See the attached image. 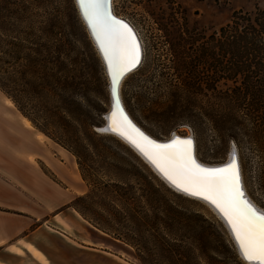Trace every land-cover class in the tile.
<instances>
[{"label": "rangeland", "instance_id": "1", "mask_svg": "<svg viewBox=\"0 0 264 264\" xmlns=\"http://www.w3.org/2000/svg\"><path fill=\"white\" fill-rule=\"evenodd\" d=\"M6 5L9 11L3 10L0 52L47 53L52 59L51 69L70 77L63 87L54 83L53 88L39 86V94L33 95L27 93L29 85L21 82L26 88L22 104L30 117L0 89L1 112L11 120L10 129L7 127L10 141L0 145L7 160L21 156L20 149L39 148L45 157L37 165L59 185L70 188L74 198L68 206L83 219L76 218L110 238L115 237L99 229L97 221L109 222L121 233L127 227L114 219L110 206L113 203L122 210L124 203L111 202L114 198L104 184L120 182L128 189L133 186L138 199L132 205L140 206V215L150 216L148 194L153 181L169 203L183 212L184 232L197 227L198 233L205 225L221 235L240 264H250L241 257L227 227L210 207L170 187L128 144L100 128L110 108L109 81L75 0H8ZM113 5L118 15L135 25L143 42L141 64L130 72L121 89L135 121L156 138H169L174 133L191 136L195 154L203 163L226 162L235 149L246 193L264 208L262 107L253 109L255 104L248 96L245 127L235 128L238 135L229 136L217 130L205 111L228 106L220 94L230 91L232 82L222 81L215 89L197 84V34L218 31L237 10L264 9V0H113ZM6 58L9 62L3 67L9 72L27 67L25 59L15 63L9 55ZM7 98L11 105L6 104ZM0 119L6 125L1 115ZM74 151L83 154L82 165ZM47 159L53 167L47 165ZM82 167L96 178V183L85 179ZM89 193V201L78 203L86 219L71 203ZM134 235L139 237L136 230ZM117 242L112 249L123 254L124 260L89 250L90 264H144L137 255V250L142 252L141 245L120 239ZM207 262L212 264L210 259H203L204 264Z\"/></svg>", "mask_w": 264, "mask_h": 264}, {"label": "trees", "instance_id": "2", "mask_svg": "<svg viewBox=\"0 0 264 264\" xmlns=\"http://www.w3.org/2000/svg\"><path fill=\"white\" fill-rule=\"evenodd\" d=\"M7 2L8 0H0V40L5 25L4 11H9ZM17 44L21 47V44ZM197 52V84L204 83L211 89H215L222 81L233 84L230 91L220 94V98L226 100L227 107H211L205 111L217 130L226 132L229 136L238 135L234 129L242 130L245 127L248 96L255 104L253 109L256 106L262 107V118L264 117V9L256 7L250 11L237 10L218 31L197 34ZM7 55L15 63L25 59L27 67H17L9 72L3 67L8 61ZM51 61L50 55L44 52H0V89L26 115L28 114L22 104L26 88L22 83L29 85L27 93L33 95L39 94V86L53 88L54 83L63 87L70 80L69 74L63 77L58 72L55 73L49 66ZM74 153L82 165L83 154L76 151ZM133 174L138 176L136 172ZM83 176L96 183V178L90 176L84 168ZM104 188L112 193L114 199L111 202L124 203L122 210L116 204L112 203L110 206L114 209V219L123 227L126 226L127 231L121 233L113 224L107 222L106 225L101 220L95 225L128 244L141 245L142 252L137 250V255L144 264H167L168 261L170 264H204L203 259H210L212 264H240L221 235L211 228L201 225L197 233V227L190 226L189 232H184L183 212L169 203L153 181L148 194L150 216L147 213L140 215V206L136 208L132 205L138 199L133 186L128 189L122 183L114 182L104 184ZM91 194L76 197L71 203L86 219L87 215L78 203L89 201ZM104 221L107 220L104 218ZM134 230L139 237L134 235ZM168 234L172 237L169 238Z\"/></svg>", "mask_w": 264, "mask_h": 264}, {"label": "crops", "instance_id": "3", "mask_svg": "<svg viewBox=\"0 0 264 264\" xmlns=\"http://www.w3.org/2000/svg\"><path fill=\"white\" fill-rule=\"evenodd\" d=\"M10 103L7 98L6 104ZM6 114L0 107L6 121L4 125L0 119V145L10 141L7 127L11 120ZM22 118L33 128L27 117ZM18 152L21 156L9 161L0 151V264H90L89 250L124 260L123 254L112 249L119 239L76 218L82 217L68 206L74 198L70 188L59 185L37 165L45 154L39 148Z\"/></svg>", "mask_w": 264, "mask_h": 264}, {"label": "snow or ice", "instance_id": "4", "mask_svg": "<svg viewBox=\"0 0 264 264\" xmlns=\"http://www.w3.org/2000/svg\"><path fill=\"white\" fill-rule=\"evenodd\" d=\"M77 3L107 59L116 103L112 113L114 124L119 117L120 125L126 126L130 122L120 109L117 89L120 77L140 62L139 44L132 29L105 9L104 0H77ZM119 130L118 127H113V131ZM139 136L159 150L157 155L167 162V170L159 163L157 167H161V171L170 180L176 183L174 177L179 178L181 183L178 186H191L193 195L209 200L227 218L243 259L264 264V211H259L245 195L235 155L222 166L205 167L196 162L193 140L190 137L176 138L167 144H155L142 133ZM132 142L137 143L135 140ZM137 146L140 147L139 144ZM185 190L188 191L189 188Z\"/></svg>", "mask_w": 264, "mask_h": 264}, {"label": "bare ground", "instance_id": "5", "mask_svg": "<svg viewBox=\"0 0 264 264\" xmlns=\"http://www.w3.org/2000/svg\"><path fill=\"white\" fill-rule=\"evenodd\" d=\"M76 2V5H77V9L79 11V14L83 20V23L89 33V36L93 42V44L95 45V47L97 48L98 50V53L102 59V62L104 64V67H105V62H106V66L108 68V63H107V59L105 57V54H104V50L101 48L100 46V42L97 40V37H96V34L95 32L93 31L91 25L88 23V21L86 20V18L83 16V13H82V10L81 8L79 7L78 3H77V0H75ZM112 0H104V7L106 10L110 11L111 15L117 19V20H120V21H124L126 20V18H123L122 16L118 15L114 10H113V4H112ZM133 31V30H132ZM137 40V39H136ZM141 44V43H140ZM139 49H140V46H139ZM141 51V50H140ZM140 55H141V52H140ZM143 56V55H142ZM141 59V58H140ZM105 61V62H104ZM141 64V63H140ZM130 72L122 79L121 83H120V91L122 89V85L125 81V79L129 76ZM109 81V79H108ZM110 91V90H109ZM121 97H122V101L124 102V105H125V108L128 112V114L131 116V118L135 121V119L133 118V115L131 114L130 110L128 109L127 105L125 104V101L123 100V94L121 92ZM113 99L112 97H110V110L111 108L113 107V110L115 109L116 107V103L112 106L111 104L113 103ZM109 112V111H108ZM124 115V114H123ZM110 121H111V128H113L114 126L115 127H118L120 129V131L123 133H116L114 131L111 130V128L109 127H105L102 126L100 127L104 132H108V133H111V134H114L115 136L119 137L121 140H123V142H125L126 144H128L147 164H149L153 170L170 186L172 187L173 189L177 190L178 192H182V194H186L188 195L189 197H192V198H195L197 200H200L202 202H204V204H206L208 207H210L214 212L215 214H217L219 216V218L223 221V223L225 224V226L227 227L230 235L232 236V239L238 249V252L240 254V251H239V246L237 244V241L235 239V236H234V233H233V230H232V227L231 225L228 223V220L226 217H224V215L220 212V210L214 205L212 204L209 200H206L204 199L202 196H197V195H193L192 194V188L191 186L187 185V184H184L183 187H180L178 186L179 183H181V181L179 180V178H176L174 177L177 182L174 183L173 180H170L165 174H164V171H161V167L165 168L167 170V162L160 158L157 154L159 153V150L156 149L154 146L150 145L149 143H147L146 141H144L143 139H141L139 136H137V134L135 135L129 128L128 125L126 126H121L120 125V121H119V117H117V121L116 123L114 124V121H113V116L110 117ZM136 122V121H135ZM137 123V122H136ZM105 124H106V121H105ZM104 124V125H105ZM138 124V123H137ZM141 127V126H140ZM145 132H147V130H144ZM148 133V132H147ZM149 134V133H148ZM174 134H177V133H174ZM153 135V134H151ZM180 135V134H179ZM181 136H184V134H182ZM129 137H131V139H129ZM156 138V137H154ZM171 137L169 138H165V139H160V138H156L158 140H166V139H170ZM135 140L137 141V143H133L132 141ZM137 144L140 145V147L137 146ZM143 148V151L141 150ZM234 150V149H233ZM236 152V151H235ZM147 153V154H146ZM237 154V153H236ZM150 156H152L153 158H155L156 162H154V159L153 158H150ZM230 157V156H229ZM195 158H196V161L200 164H203L205 166H208V167H215V166H218V165H222L224 163H227L230 161V158L229 160H227L226 162H223V163H215V164H211V163H203L201 162L199 159H198V155L195 154ZM238 158V157H237ZM239 160V159H238ZM240 161V160H239ZM157 163H159L161 165V167H157ZM243 178V177H242ZM244 183V182H243ZM185 188H189L188 191L185 190ZM246 189V188H245ZM247 198L253 203V205L259 210V211H264V208L263 207H260L256 202H254L252 200V198L249 197V195H246ZM242 257V256H241ZM243 258V257H242ZM246 261V260H245ZM248 263L250 264H255V262H249L247 261Z\"/></svg>", "mask_w": 264, "mask_h": 264}, {"label": "water", "instance_id": "6", "mask_svg": "<svg viewBox=\"0 0 264 264\" xmlns=\"http://www.w3.org/2000/svg\"><path fill=\"white\" fill-rule=\"evenodd\" d=\"M113 10H114V8H113ZM123 21V20H122ZM124 23H126L132 30H133V32H134V34H135V37H136V39H137V42H138V44H139V46H140V52H141V55H140V62L136 65V67H134V68H132L130 71H128V72H126L124 75H122L121 77H120V80H119V84H118V89H117V94H118V97H119V101H120V109H122V112H123V114H124V116H126L127 117V120L130 122L129 124H127L128 126H129V128H130V130L135 134H137V136H139V134H143V136H145V137H147L148 138V140H150V141H154L155 142V144H167V143H169L171 140H173V139H176V138H181V139H183V138H188V137H190L192 140H193V156H194V158H195V145H194V139L191 137V136H181V135H179V134H173L172 136H171V138L170 139H166V140H158V139H156V138H154L153 136H151L150 134H148L147 132H145L144 131V129L142 128V127H140L132 118H131V116L128 114V112H127V110H126V108H125V105H124V102L122 101V97H121V91H120V83H121V81H122V79L129 73V72H131V71H133L134 69H136L138 66H139V64L141 63V61H142V55H143V47H142V44H140L141 42H140V40H139V37L137 36V32L135 31V29L133 28V26L130 24V22H129V20L128 19H126V20H124L123 21ZM105 62V61H104ZM105 70H106V73H107V76H108V79H109V89H110V97H112V99L114 100L113 101V103L111 104L112 106L115 104V99H114V97H113V94H112V87H111V75H110V73H109V70H108V68H107V66H106V62H105ZM112 113H113V107L111 108V110L109 109V112L106 114V124L104 125V128L105 127H109V128H111V121H110V117L112 116ZM111 130L113 131V128H111ZM114 132H116V133H122L120 130L119 131H114ZM135 134V135H136ZM140 137V136H139ZM145 141V140H144ZM147 142V141H146ZM148 143V142H147ZM150 145H152V146H154L153 144H150ZM155 147V146H154ZM236 150L234 149V151H232L231 152V156H230V159H231V157H232V155L234 154L235 155V157H236V159H237V154H236V152H235ZM195 160H196V158H195ZM197 162V161H196ZM198 163V162H197ZM228 163V162H227ZM237 163H238V167H239V169H240V165H239V161L237 160ZM198 164H200V163H198ZM224 164H226V163H224ZM200 165H203V164H200ZM223 165V164H222ZM222 165H218V166H215V167H219V166H222ZM203 166H205V165H203ZM205 167H208V166H205ZM214 167V166H213ZM240 174H241V169H240ZM241 182H242V176H241ZM242 185H243V182H242ZM244 189V188H243ZM246 195V194H245Z\"/></svg>", "mask_w": 264, "mask_h": 264}, {"label": "flooded vegetation", "instance_id": "7", "mask_svg": "<svg viewBox=\"0 0 264 264\" xmlns=\"http://www.w3.org/2000/svg\"><path fill=\"white\" fill-rule=\"evenodd\" d=\"M135 26V25H134ZM138 31V30H137ZM139 33V32H138ZM140 35V34H139ZM140 38H141V36H140ZM142 40V39H141ZM143 43V42H142Z\"/></svg>", "mask_w": 264, "mask_h": 264}]
</instances>
